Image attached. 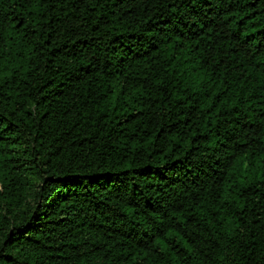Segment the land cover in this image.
<instances>
[{
	"label": "trees",
	"instance_id": "16d2710c",
	"mask_svg": "<svg viewBox=\"0 0 264 264\" xmlns=\"http://www.w3.org/2000/svg\"><path fill=\"white\" fill-rule=\"evenodd\" d=\"M0 264H264V0H0Z\"/></svg>",
	"mask_w": 264,
	"mask_h": 264
}]
</instances>
